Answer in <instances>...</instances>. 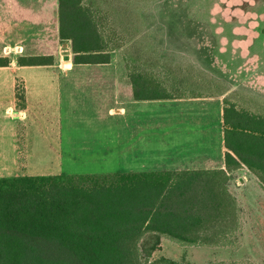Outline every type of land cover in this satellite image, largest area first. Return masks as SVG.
Returning <instances> with one entry per match:
<instances>
[{
    "label": "trees",
    "instance_id": "16d2710c",
    "mask_svg": "<svg viewBox=\"0 0 264 264\" xmlns=\"http://www.w3.org/2000/svg\"><path fill=\"white\" fill-rule=\"evenodd\" d=\"M103 18L84 0H58L59 39L74 66L109 64L120 47ZM16 62L51 66L54 59ZM9 63L0 57V67ZM146 75L128 74L135 100L181 98ZM222 120L226 171L0 177V264H189L148 258L161 238L178 247L230 246L239 222L227 173L245 167L264 189V114L224 100Z\"/></svg>",
    "mask_w": 264,
    "mask_h": 264
},
{
    "label": "rangeland",
    "instance_id": "374dc122",
    "mask_svg": "<svg viewBox=\"0 0 264 264\" xmlns=\"http://www.w3.org/2000/svg\"><path fill=\"white\" fill-rule=\"evenodd\" d=\"M84 2L101 11L105 17V32L114 34L119 39L117 43H121L119 48L111 51L108 65L67 67L73 54L69 45L63 48L56 32L37 28L39 31L23 35L19 15L9 17V27L15 29L9 31L4 27L3 10H0V57L10 62L7 67H0V177L61 172L75 164L52 159L55 154L51 149L53 147L56 152L57 147L55 138H52V145L50 140L42 144L40 150L47 154L44 151L42 155L28 154L29 149L35 148L27 145L23 137V111L19 109L23 105L25 91L23 74L100 73L109 79L108 86L113 83L109 89L121 86L126 95L128 85L122 78L133 70H141L159 81L169 93L182 98L224 93L220 97L222 100L256 114H264V0ZM0 5H4V0H0ZM23 36L27 38L25 42ZM26 50L31 55L53 56L54 64L20 67L16 60L26 56ZM65 55L70 59L64 60ZM62 79L58 82L61 85L73 83ZM59 89L61 96L69 95L67 87ZM81 92L89 95L88 90L82 89L78 93ZM115 96L109 90V100L112 97L114 100ZM70 109L60 105L57 110L52 104H44L37 109V117L35 113H29L27 118L40 119L53 126L57 112L61 118V115H69ZM85 111L98 114L97 109L89 107ZM97 116L93 114L92 119H98ZM160 119L163 117H156V120ZM107 121L114 126L115 116H110ZM46 133L56 136L57 130L47 128ZM33 156L39 158L28 159ZM110 165L114 170L115 162L110 161ZM75 171L81 172L79 169ZM227 188L236 196L238 212L235 217L239 222L237 231L230 236V246L178 247L161 238L159 249L148 260L165 257L189 264H264V189L245 169L242 173L231 174ZM220 227L216 226L208 234L215 235L222 230Z\"/></svg>",
    "mask_w": 264,
    "mask_h": 264
},
{
    "label": "crops",
    "instance_id": "0c3cea01",
    "mask_svg": "<svg viewBox=\"0 0 264 264\" xmlns=\"http://www.w3.org/2000/svg\"><path fill=\"white\" fill-rule=\"evenodd\" d=\"M7 1L4 0L2 7L0 5L5 29L14 31L13 26L9 27L8 19L12 15H19L23 35L37 32L39 31L37 28H41L40 31L56 32L59 39L58 0H9V3ZM26 39L23 36V42ZM26 51V56H49L31 55L28 50ZM66 65L74 67L72 61ZM104 77L105 75L100 73L23 74L25 91L23 90V105L19 106L20 111H23V137L26 138L27 145L35 148L29 149L28 154L39 155L43 151L46 153L45 150H40L42 144L48 140L51 143L52 138H55L57 147L56 152L52 147L51 153L55 154V157L51 158L75 163L65 171L23 176L226 171L222 120L224 99L220 98L223 94L139 101L133 98L128 76L122 78L128 85L127 97L121 86H119L121 89L118 87L114 89V86L109 89L113 83L108 86L109 79ZM61 78L62 81L73 83L61 85L62 83H58ZM83 81L84 83L80 84ZM61 86L67 87L69 95H60ZM82 89L88 90L89 95L84 92L78 93ZM109 90L116 94L114 100L113 97L109 100ZM44 104H52L57 110L60 105L69 106L70 114L61 115L60 118V113L57 112L58 117L53 126L43 123L40 119L27 118L29 113H35L37 117V109ZM87 107L98 110V114L93 113L98 115V119H92L93 114L85 111ZM110 116H115L114 126H110L111 123L107 121ZM159 116L163 119L156 120ZM47 128H55L56 136L45 134ZM38 158L28 157L29 160ZM97 161L105 163H93ZM110 161L115 162L114 170L110 167ZM76 169L81 172H76ZM244 169L248 171L241 167L227 174L231 178V174L242 173ZM229 193L232 194L230 190ZM232 196L236 197L233 194Z\"/></svg>",
    "mask_w": 264,
    "mask_h": 264
},
{
    "label": "water",
    "instance_id": "95a60500",
    "mask_svg": "<svg viewBox=\"0 0 264 264\" xmlns=\"http://www.w3.org/2000/svg\"><path fill=\"white\" fill-rule=\"evenodd\" d=\"M62 46H63V48H66L68 46V44L67 43H63ZM63 59L67 61V60L70 59V57H69V55H65Z\"/></svg>",
    "mask_w": 264,
    "mask_h": 264
}]
</instances>
